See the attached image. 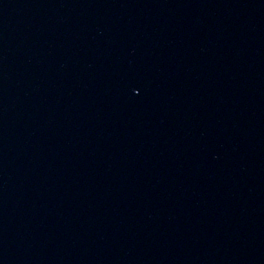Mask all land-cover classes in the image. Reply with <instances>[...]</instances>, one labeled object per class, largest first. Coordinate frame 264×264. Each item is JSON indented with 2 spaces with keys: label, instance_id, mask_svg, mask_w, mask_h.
Segmentation results:
<instances>
[{
  "label": "water",
  "instance_id": "water-1",
  "mask_svg": "<svg viewBox=\"0 0 264 264\" xmlns=\"http://www.w3.org/2000/svg\"><path fill=\"white\" fill-rule=\"evenodd\" d=\"M0 264H264V0H0Z\"/></svg>",
  "mask_w": 264,
  "mask_h": 264
}]
</instances>
